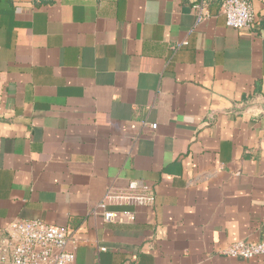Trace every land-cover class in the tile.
<instances>
[{
  "label": "crops",
  "instance_id": "obj_1",
  "mask_svg": "<svg viewBox=\"0 0 264 264\" xmlns=\"http://www.w3.org/2000/svg\"><path fill=\"white\" fill-rule=\"evenodd\" d=\"M248 1L256 23L232 29L223 0H0V231L68 229L75 264H262L222 254L264 242V0ZM108 192L154 201L107 203L109 223Z\"/></svg>",
  "mask_w": 264,
  "mask_h": 264
},
{
  "label": "built area",
  "instance_id": "obj_2",
  "mask_svg": "<svg viewBox=\"0 0 264 264\" xmlns=\"http://www.w3.org/2000/svg\"><path fill=\"white\" fill-rule=\"evenodd\" d=\"M193 10L197 12L196 23L206 17L201 5H194ZM221 12L226 26L232 29L249 28L256 23L248 0H223ZM151 129L155 130L156 124H152ZM133 188L135 184L131 183L129 190ZM153 201L151 195L108 192L100 208L104 210L107 203L147 205ZM102 215L109 223L124 222L118 213L104 210ZM75 244L71 233L63 227L40 220L14 221L0 231V264H75ZM222 254L242 260L259 257L264 264V242L240 240L230 244Z\"/></svg>",
  "mask_w": 264,
  "mask_h": 264
}]
</instances>
